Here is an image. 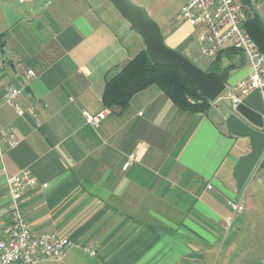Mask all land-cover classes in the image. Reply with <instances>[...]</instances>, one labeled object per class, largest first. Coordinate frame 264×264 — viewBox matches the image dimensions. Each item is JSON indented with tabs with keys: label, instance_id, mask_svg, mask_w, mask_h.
I'll list each match as a JSON object with an SVG mask.
<instances>
[{
	"label": "crops",
	"instance_id": "crops-1",
	"mask_svg": "<svg viewBox=\"0 0 264 264\" xmlns=\"http://www.w3.org/2000/svg\"><path fill=\"white\" fill-rule=\"evenodd\" d=\"M242 1L264 21V0ZM180 12L161 23L165 41L203 58L202 26ZM134 30L111 0H0V137L13 127L19 138L0 149V239L7 179L27 169L36 184L22 213L35 233L71 240L64 264H264V164L239 190L235 165L252 143L228 129L229 98L193 111L150 85L100 127L87 122L85 110L106 108L108 77L145 47ZM221 58L232 65L227 93L251 67L240 51ZM9 87L23 114L7 103ZM243 102L264 118L260 90Z\"/></svg>",
	"mask_w": 264,
	"mask_h": 264
},
{
	"label": "built area",
	"instance_id": "built-area-1",
	"mask_svg": "<svg viewBox=\"0 0 264 264\" xmlns=\"http://www.w3.org/2000/svg\"><path fill=\"white\" fill-rule=\"evenodd\" d=\"M180 15L194 25L202 26L199 33V40L203 43L201 52L209 61H214L221 51L227 49H238L244 53L251 73L230 89L227 98L231 100L233 109L243 102L244 96L254 90L262 92L264 101V52L244 26L248 13L243 1L188 0L183 5ZM28 73L31 76L36 75L32 69ZM19 93V89L9 87L6 101L16 107L19 114H23L24 111L16 100ZM112 111L111 107H106L98 113L85 110L84 115L92 127L98 128ZM5 142L11 147L19 142L13 127L2 132L0 149ZM134 160L135 155H130L124 169ZM262 160L264 161V154ZM7 182L11 199V222L5 236L0 239V264H35L39 261L63 260L72 245L71 240L56 232L35 233L22 213L21 202L24 194L30 186L36 184L31 172L24 169L10 175ZM229 204L235 211L244 210L241 202L231 200ZM231 219V217L227 219L228 224Z\"/></svg>",
	"mask_w": 264,
	"mask_h": 264
},
{
	"label": "water",
	"instance_id": "water-1",
	"mask_svg": "<svg viewBox=\"0 0 264 264\" xmlns=\"http://www.w3.org/2000/svg\"><path fill=\"white\" fill-rule=\"evenodd\" d=\"M120 13L142 37L145 49L154 63L175 67L181 70L197 89L210 101H216L226 90L227 82L220 72L201 68L188 56L167 45L160 23L155 20L143 4L135 0H111ZM18 79L24 83L21 75ZM25 90L32 92L29 85ZM228 129L238 135L250 137L252 150L241 157L235 165L234 176L241 190L254 169L264 164V118L263 114L246 103L226 115Z\"/></svg>",
	"mask_w": 264,
	"mask_h": 264
},
{
	"label": "trees",
	"instance_id": "trees-1",
	"mask_svg": "<svg viewBox=\"0 0 264 264\" xmlns=\"http://www.w3.org/2000/svg\"><path fill=\"white\" fill-rule=\"evenodd\" d=\"M244 26L264 52V21L258 14L250 13ZM232 51L240 50L221 51L207 70L222 73L227 81L232 65L223 66L221 57ZM150 85L159 86L180 108L206 112L212 108L213 101L205 97L181 70L154 63L145 47L108 77L102 100L113 111L122 112L135 94Z\"/></svg>",
	"mask_w": 264,
	"mask_h": 264
},
{
	"label": "rangeland",
	"instance_id": "rangeland-1",
	"mask_svg": "<svg viewBox=\"0 0 264 264\" xmlns=\"http://www.w3.org/2000/svg\"><path fill=\"white\" fill-rule=\"evenodd\" d=\"M135 1L146 6L148 10L150 11L152 17L155 20H157L160 23V25L162 23L167 26L166 23L168 22L170 23V21L172 22V24L175 23L177 13L178 11L182 9V4L185 0H135ZM245 8L248 14H250V12L248 11V8L246 6ZM167 28L169 27L167 26ZM134 31L136 32V30ZM141 46H145L142 37H141ZM189 58L191 59V57ZM191 60H193L198 66H200L201 68L205 70H207L209 63H210L204 57L198 58V57L192 56ZM228 93L229 92L226 93V90H225L224 93L216 101H223L224 98H227ZM216 101H213L212 103L214 104ZM231 107H232V102H231ZM86 260L87 259L84 258L83 262L86 263L87 262ZM35 264H64V263L61 261H39Z\"/></svg>",
	"mask_w": 264,
	"mask_h": 264
}]
</instances>
